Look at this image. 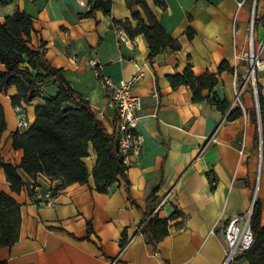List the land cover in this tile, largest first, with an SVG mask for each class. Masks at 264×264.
Segmentation results:
<instances>
[{
  "label": "crops",
  "instance_id": "crops-1",
  "mask_svg": "<svg viewBox=\"0 0 264 264\" xmlns=\"http://www.w3.org/2000/svg\"><path fill=\"white\" fill-rule=\"evenodd\" d=\"M145 1L163 29L179 42L180 50L165 48L150 60L143 35L128 37V44L119 41L112 18L128 19L133 27L132 12L144 18L140 7L129 9L124 0H113L111 17L101 11L94 17L80 16L89 7L77 0H7L0 5V22L16 8L32 18L30 46L37 49L44 44L49 65L63 71L109 133L114 129V110L100 79L117 81L137 70L143 72L132 93L143 99L139 128L145 136L141 152L128 159V190L122 180L107 193L95 190L92 149L83 160L90 174L87 183L64 187L50 204H41L38 195L52 192L58 181L42 174L31 179L18 169L24 186L15 193L0 167V192L11 196L21 213L19 239L11 247L0 248V264H221L224 227L231 217L250 208L254 192L264 225V125L259 130L249 118L257 97L247 85L242 87L243 115L227 121L209 101L193 102L188 87L173 90L167 80L168 75L181 74L187 64L195 75L214 73L218 83L213 92L234 107L235 89L243 83L237 75L243 78L247 71V62L239 58L248 48L253 0H164V8L154 6L153 0ZM254 18L255 39L260 41L264 0H254ZM188 27L193 30L191 39L186 36ZM222 62L234 72L218 73ZM256 81L264 100V67L256 73ZM55 92L56 85L48 83L41 97L17 108L11 104L17 94L14 86L0 93L6 126L0 136V161L20 162L22 152L11 145L12 134L19 131L17 112L28 124L19 131L24 132L32 125L42 98ZM256 135H260V152ZM212 178L215 182L211 183ZM155 188L159 201L152 213L168 218L177 208L183 217L171 220L168 234L152 246L137 230ZM87 223L92 229L89 235ZM131 236L130 244L120 252L123 238ZM233 264L249 263L239 257Z\"/></svg>",
  "mask_w": 264,
  "mask_h": 264
},
{
  "label": "trees",
  "instance_id": "trees-1",
  "mask_svg": "<svg viewBox=\"0 0 264 264\" xmlns=\"http://www.w3.org/2000/svg\"><path fill=\"white\" fill-rule=\"evenodd\" d=\"M127 8L140 7L144 18L139 12H132L131 17L136 22L133 27L128 19L117 21L111 19L113 29L124 30L129 38L143 35L148 48L149 59L161 53L165 48L172 51L180 50L179 42L173 39L160 25L145 0H124ZM88 11L80 14L82 17H94L96 11L111 17L113 0H86ZM7 4V0H0V5ZM154 6L165 7L164 0H153ZM256 26V18H254ZM33 31L32 18L16 8L13 13L0 22V63L4 69L0 71V93H6L14 86L17 94L11 97L14 108L28 104L40 96L41 89L48 83L56 85L54 95L42 98V103L35 108V118L32 125L24 132L15 131L12 134V148L20 150L22 156L18 165L0 161L6 181L11 191L18 193L24 182L18 174V169L25 172L31 179L42 174L50 181L59 183L52 189V195L64 187L73 184H85L89 172L84 158L90 149L95 154L96 161L91 171L95 190L107 193L108 189L122 180L128 190L129 180L127 170L129 165L124 162V156L119 150L114 132L109 133L101 120L92 111L89 101L77 92L70 82L63 76L61 69H55L45 59V46L33 49L30 46V35ZM186 36L191 39L193 30L188 27ZM222 71L234 72L226 62L219 65L218 73ZM170 87L175 90L186 86L191 91L193 102L209 101L215 108L225 115L227 121H233L243 115L240 107L231 108V103L221 99L215 92L217 75L206 71L195 75L191 64H187L183 72L168 75ZM241 83L242 77L237 75ZM257 107L249 111L251 123L258 129V121L264 125V100L260 86L256 81ZM207 90V93L203 92ZM5 116L0 105V136L5 130ZM258 135L255 136L257 142ZM212 182L215 179L212 178ZM29 196L32 190L26 186ZM157 189H153L147 198V208L141 220V234L145 241L155 246L168 234L169 222L183 217L174 208L168 218H159L152 213L159 199L155 196ZM134 203V201L131 199ZM261 204L256 198L253 202L250 217V229L253 234L251 247L238 255L237 258L247 259L249 264H264V225L260 223ZM21 225L20 205L9 195L0 192V248L11 247L19 239ZM92 232L91 224L87 223L86 235ZM123 238L121 244L126 241ZM236 258V259H237Z\"/></svg>",
  "mask_w": 264,
  "mask_h": 264
},
{
  "label": "built area",
  "instance_id": "built-area-1",
  "mask_svg": "<svg viewBox=\"0 0 264 264\" xmlns=\"http://www.w3.org/2000/svg\"><path fill=\"white\" fill-rule=\"evenodd\" d=\"M79 5L87 6L86 0H77ZM242 3H239L241 6ZM117 39L125 44H128L129 38L124 30L115 29ZM247 51L239 59H244L247 62V72L244 75L243 83L240 88L235 89L233 104L242 109L241 91L249 79L251 78L252 93L256 97V80L254 74L264 67V37L257 41L255 39V26H254V0L252 5V14L248 23L247 30ZM236 58V56H235ZM98 74V70L95 69ZM144 74L137 70L130 78L120 79L114 81L110 78H101L100 85L105 91L109 99L110 106L114 110V129L113 132L116 136L118 147L124 156V162L129 165L128 159L130 156L138 155L144 145L145 136L139 128L140 112L142 110L143 99L132 93L133 88L139 84L143 79ZM157 96V95H153ZM18 121L17 129L19 131L25 130L28 126L24 117L17 112ZM258 128L260 130V122L258 121ZM260 140V135H259ZM241 154L242 150L239 151ZM41 204H50L53 199L51 191H48L44 196L38 195ZM256 199L255 192L253 194L252 203L250 208L243 214L231 217L224 227V242H225V255L221 264H233L237 256L248 250L253 242V234L250 229V217L252 213L253 202ZM165 200V199H164ZM163 200H161L162 202ZM143 226L138 228L141 232ZM129 237L122 245L121 251L127 248L132 241ZM111 261L109 264H114Z\"/></svg>",
  "mask_w": 264,
  "mask_h": 264
},
{
  "label": "rangeland",
  "instance_id": "rangeland-1",
  "mask_svg": "<svg viewBox=\"0 0 264 264\" xmlns=\"http://www.w3.org/2000/svg\"><path fill=\"white\" fill-rule=\"evenodd\" d=\"M247 72V71H246ZM246 74V73H245ZM254 80H256V73L254 74ZM247 87L252 88V85H251V78L249 79V81L247 82ZM259 134V133H258ZM257 147H258V151L260 152V140H259V135H258V140H257Z\"/></svg>",
  "mask_w": 264,
  "mask_h": 264
},
{
  "label": "water",
  "instance_id": "water-1",
  "mask_svg": "<svg viewBox=\"0 0 264 264\" xmlns=\"http://www.w3.org/2000/svg\"><path fill=\"white\" fill-rule=\"evenodd\" d=\"M256 107H257V102H256Z\"/></svg>",
  "mask_w": 264,
  "mask_h": 264
}]
</instances>
